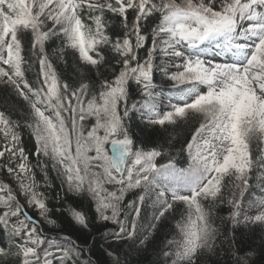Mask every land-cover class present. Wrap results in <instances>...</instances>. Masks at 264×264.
I'll use <instances>...</instances> for the list:
<instances>
[{"label":"snow or ice","instance_id":"6c2138e0","mask_svg":"<svg viewBox=\"0 0 264 264\" xmlns=\"http://www.w3.org/2000/svg\"><path fill=\"white\" fill-rule=\"evenodd\" d=\"M112 18L116 33L109 32ZM150 20L151 35L144 31ZM106 50L119 68L99 78L111 63ZM70 61L78 73L71 82L61 67ZM156 72L178 90L165 98L166 108ZM131 83L141 92L135 101ZM136 117L146 127L190 126L181 148L188 167L171 155L159 162L172 137L164 146L137 147L128 126ZM24 127L36 143L35 165L22 144ZM0 141V159L8 154L0 172L13 182L0 180V232L14 249L0 247V264H13L8 257L15 264H76L83 252L70 236H51L40 220L21 218L18 197L45 224H57L35 169L43 183L51 169L65 194L93 201L99 223L119 225L117 241L137 234L145 204L149 235L172 217L174 232L158 264H207L219 234L217 206H230L233 237L240 228L264 229V0H0ZM137 189V199L125 203ZM66 212L89 228L86 211L67 204ZM108 255L121 264L115 252Z\"/></svg>","mask_w":264,"mask_h":264},{"label":"trees","instance_id":"16d2710c","mask_svg":"<svg viewBox=\"0 0 264 264\" xmlns=\"http://www.w3.org/2000/svg\"><path fill=\"white\" fill-rule=\"evenodd\" d=\"M85 17L87 16V10H85ZM110 17V14H106ZM92 27L91 21H86ZM153 20H150L144 28V31L149 35L152 27ZM118 25L116 24L115 18H112V24L109 26L110 33H116ZM59 38L54 41H50L48 48L49 51H55L59 46ZM108 60L111 61L106 67H102L99 73V78H108L113 75L111 69L113 67L119 68L115 64L117 59L110 50H106ZM140 55H145V50H140ZM59 63V62H58ZM66 77L71 80L78 79V73L76 71L77 65L71 63L70 66H61ZM33 74H29L31 80ZM85 75H88L92 79H97V74L92 71H85ZM155 82L157 84V91L161 93L162 107H167L166 97L176 96L178 90L171 87V82L168 81L167 77L160 72L155 73ZM141 92L139 86L134 83L130 84V101L140 99ZM24 102L19 101L16 103L17 108H22ZM89 124L92 121L88 122ZM129 129L133 135L134 142L137 147L144 149L152 148L153 146L160 145L164 146L165 141H169L170 147H165V156L159 158V162H166L169 155L177 162L179 167H188L190 158L187 154L181 151L185 141L189 138L191 131L190 126L179 127L173 130L170 126L167 129L164 128H153L146 127L144 122L138 117L133 118L129 122ZM22 141L28 147L27 152L31 157V164H37L38 158L34 155L36 150V143L32 137L30 130L26 127L20 130ZM5 162L0 159V165ZM36 176L41 182L40 189L47 197L49 207L52 209L50 215L57 220L55 226L47 225L43 222L42 218L38 215V210L34 206H29L26 203V198L18 197L22 199L25 211L22 213L21 218L24 215H31L34 219L41 221V226L44 231L51 236L66 235L70 236L80 248L83 249L76 264H113V258L108 255L109 252H115L120 260L121 264H158L159 261V250L163 247L164 240L168 237L169 233L174 232L173 224L174 220L169 217L165 221H161L162 225H166L161 228L159 225L150 235L146 232L148 227V221L151 219L152 210L145 204L141 210V217L138 222L137 234L130 239L115 240L112 233L118 231L119 225L112 224L111 222L99 223L97 221V215L94 210V202L85 196H73L72 194H65L64 189L61 187L62 180L57 174L51 169L48 170L47 183H43V173L35 169ZM0 180H7L9 183H13L11 178L6 173L0 172ZM14 187H18L13 184ZM139 190L129 191L125 196V203L129 201H135ZM65 200L67 203H65ZM67 204L78 206L79 210L87 212L90 226L85 229L77 225L67 214ZM61 205H64L61 207ZM230 212V206L227 204L219 205L214 210L215 224L218 228V236L215 241V249L211 254L210 260L207 264H237V261H243L245 258L248 260V264H264V255H262V249H264V229L259 226L245 230L240 228L235 230V236L233 237L230 233L231 229L228 216ZM132 220L131 215L128 217L126 227L130 225ZM147 235V239L143 244L140 243L142 239ZM11 241L6 232H0V247H6L10 251H14L11 246ZM5 259H12L15 264L14 257H8Z\"/></svg>","mask_w":264,"mask_h":264},{"label":"rangeland","instance_id":"374dc122","mask_svg":"<svg viewBox=\"0 0 264 264\" xmlns=\"http://www.w3.org/2000/svg\"><path fill=\"white\" fill-rule=\"evenodd\" d=\"M2 144H3V141H0V146H2ZM22 144H23V146L25 147V150H26V152H27V148H28V147L24 144L23 141H22ZM0 150H2V149H0ZM27 153H28V152H27ZM28 155H29V154H28ZM7 158H8V154L6 153V154H5V158L3 159V161L6 162ZM29 162L32 163V162H31V157H30V155H29ZM36 179H37V181H40L39 178H38L37 176H36ZM39 189H40V187H39ZM39 189H38V190H39ZM237 196H239V190H237ZM18 199H19L20 204L23 205L22 199H20V198H18ZM244 199H245V200L248 199V194H247V193H245V195H244ZM253 211H255V210H251V211H249L248 214L251 215Z\"/></svg>","mask_w":264,"mask_h":264}]
</instances>
